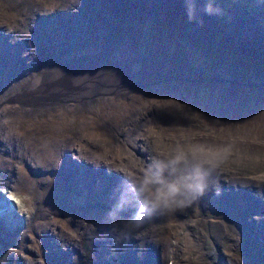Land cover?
Returning a JSON list of instances; mask_svg holds the SVG:
<instances>
[{"label":"bare ground","instance_id":"6f19581e","mask_svg":"<svg viewBox=\"0 0 264 264\" xmlns=\"http://www.w3.org/2000/svg\"><path fill=\"white\" fill-rule=\"evenodd\" d=\"M130 1L148 5L156 4L160 0ZM171 1L179 6L191 5L193 11L192 17L198 15V6L200 3H204L205 5L201 6V8H208L213 16L212 23L204 20L202 16L196 19L197 23L194 22L188 26L187 24L189 21H179L181 25L184 27L186 26L183 37L188 34L192 38H195L196 41L200 42V44L202 43L205 45L200 49L198 46H192L193 43H190L188 40L178 38L179 40L177 42H184L186 45L184 50V63H181V66H175L171 62L174 56L180 53V51H177L174 55L164 54L166 52L165 48L173 47L177 42L174 43V41L167 39L166 36L163 35L161 43L151 42L149 36L145 39L138 38V41L133 43V46L127 42L125 46L120 48V52L124 54V61H122L121 57L117 54L108 56L110 58L109 60L108 57L100 53V51L115 47V41L98 43L96 49H93L91 47L92 45H90L89 53H85L84 51L70 52L65 54L70 59L68 69L50 66L58 63L55 62L54 58L58 55L60 46L66 48L75 47L80 50L82 44L75 42L51 44L55 53H47L48 67L42 69L47 72L45 76L41 77L40 83L29 88L19 83L18 76L22 70L15 80H11L6 71L0 73V107L4 102L9 103L16 111L15 113H17V116L21 118V121H18L14 127L0 122V248L8 245L7 250L8 253L11 252V255L6 260L7 262H11V264H51L50 257L39 248L37 241L32 242V246L35 244L37 245L36 248L32 247L29 251V248L26 247L19 246V248H14L17 246V243L11 238V235L20 227L32 221V215L30 213L34 210L31 201L29 204H26L30 196L23 193L21 190V187L27 184L14 179L10 183L12 174L20 170L23 164H28L29 161L34 165L42 166L45 160L48 159V155L51 157L59 155L61 159L57 162V168H67L69 173L74 174V178L77 181L75 187L80 189L76 192L84 195V198L79 201V205L89 207V211L96 214V218L103 214L101 217L105 218L103 221L108 220L113 223L114 226L112 229H109V231L104 228L103 224L99 225V229L103 231L105 241H118L117 255L119 259H117L114 264H160L159 254L152 248L151 241H149L150 245L146 261H141L136 255H131L129 258L122 257L124 246L133 239H137L139 237V231L144 234L143 236L150 235L153 224L157 223H163L161 225L162 229L166 228L164 230L166 233L162 237V244L164 243V237H166V235L169 237L165 242V246H163L164 251L161 255V264H163V260L165 264H187L188 262L189 264H200V262L204 264H219L217 255L206 251L202 235L195 238L196 230L200 222H202V227L205 228L207 236L212 239L215 246L217 243L221 242L223 246L229 245L235 249L239 246L242 247L244 240L247 239L250 241V237L244 230H242V232L237 231L233 223H238L241 227L244 226V229L249 231L252 237H257L264 231V223L259 224L256 222L260 217L264 218V203L259 206V209L254 210L250 214L237 212L236 208L232 206V202L237 201L239 205L242 204L240 206L243 208L247 206L250 208L257 207L256 202L251 200L248 193L243 188L248 186L252 191L256 192L259 190L264 195V186L259 183V181L264 182V172L261 171V161L264 160V156L256 158L257 151L255 146L250 142L245 144L240 140L238 133H243V130L237 129L236 133L231 135V137H233L232 140H229L230 129L226 126V123H231V119L226 118L227 116L221 115L223 117L214 118L213 121H205V113H207V111L202 109V106H200V112L204 116V119L199 123L197 121L187 123L190 126H192L194 122L198 124L197 128L200 130V135L195 138L212 143H201V149H203V151L210 149L211 146L221 147L219 150L213 152L204 151L219 161L218 166L210 175L209 188L206 194L191 203L189 212L187 211V206L174 213L155 215L139 226L137 223L131 221L136 204L142 198L139 194V184L144 178L145 169L148 168L153 160H166L167 155L176 147L172 146V143L167 140V134L155 133L154 131H157L156 127H154L155 130H153V132L152 130H144L146 126L145 119L140 122H135L133 126V116L135 115L133 112L135 107L134 96L140 93L138 90L131 91L130 88L146 86L149 91H153L154 89L151 86H155L159 89L173 92V95L179 101V95H175V87H167L165 84L166 82H163L170 79L171 75L175 74V71L176 73L182 71V75L186 73L185 76L188 78H200L203 83H211L218 78L226 79L227 75L224 72L226 64L224 62H219L214 65L212 58L217 59L215 55L218 54L219 50H222V43L224 42L225 35V33L222 32L232 25L222 28L221 25L217 23V16L215 14L219 13L222 16H232V13L238 11V4H236V1L240 0ZM16 3L17 0H8V5L12 8L16 7ZM30 5H32V2ZM240 6L247 11V15L242 18L243 25L247 26V23L259 25V27L252 28L250 26L243 27L242 30L248 36L252 35L259 37V41H261V39L264 38V27L260 25L264 22L259 16H256V13L258 11L264 13V0L242 1ZM37 8L40 11L43 9L42 6H38ZM93 12L99 18H105L109 14V11H103L105 16L102 17L98 11ZM226 20L229 22L230 16H228ZM236 22L238 23V20H236ZM148 27L149 26L143 28L139 21H134L131 27L124 30L126 31L125 35L128 31L134 34L141 31L146 33ZM221 33V37L218 38ZM2 40L3 39H0V48L3 46ZM211 42V47H208L207 44ZM241 42L248 44L250 40L237 41L233 39L232 41L234 46L240 45ZM215 45L219 47L217 48ZM38 46H40L39 43ZM191 46L197 47L202 51V55L197 61L194 60V51ZM147 49L151 50L149 55L142 58L140 54L147 52ZM155 55H164L166 57L164 63H167V66L162 63L160 69L164 68V70L162 69L160 71L161 73H155L147 80V77L137 80L136 78L150 75L148 73L149 68L147 69L146 65ZM32 57L33 55L27 59L25 64L29 62ZM203 61L210 62L203 65ZM112 63H114V66L111 65ZM118 66H121V70L119 71L115 70ZM190 66L198 73L190 74ZM152 68L157 72L159 71L157 70V62L152 64ZM161 77L167 78L157 81V79H161ZM62 79L63 81L60 82L59 80ZM237 81L241 83L257 81L264 84V79L248 75L238 77ZM228 90L229 89H224L223 87L219 88V93L217 92L214 94L215 98L222 99L221 96H223L226 99L227 95L233 93L234 100L236 93H238L241 98L248 94L247 90H245L243 94L234 88H230L229 92ZM23 93L25 94L24 97L21 96ZM44 93H55L56 96L25 104L31 96L38 94L42 95ZM184 94L187 95L186 90ZM109 96H111L110 100L113 98L115 99V105L112 111L116 115H118L119 109L122 111L121 116L123 117V121L120 124L121 126L117 135L121 137L123 136L122 133H124L126 142L139 140L133 144L135 149H133L130 144H127L130 146V148L127 149L129 153L135 152V155L139 158H129L124 149L121 151H111L113 148L111 147L112 144L110 140L105 142H93L95 146L90 147L95 153L88 155L86 154L88 149H85L82 138L78 137L76 133L72 135L68 130L69 126L76 127L77 131L81 126H90L87 121L79 120V114L84 112L86 108L91 109L93 107V99L96 97L106 101L108 100L106 98ZM151 99L156 101L155 97ZM211 99H213V97ZM193 102L198 103V100L193 99ZM200 102H202L201 104H205V100H201ZM187 107L190 108L189 105ZM173 108L178 107L174 106ZM258 108L260 109L262 107ZM177 111L180 112L179 110ZM107 113L108 114L103 113V118L96 121L100 123L102 128L110 127L109 121L107 120L110 109ZM37 116H39V118L35 119ZM192 119L194 120V118ZM131 127H133V129L130 130ZM205 129H207L209 133H205ZM186 131H188V129ZM198 132L199 131H194L191 135H196ZM244 134L249 135V131L246 130ZM68 136H73L77 140L75 145L78 147L75 146V148L70 149L67 143L65 144L63 142ZM105 138V136H101L97 137L96 140H106ZM19 140L20 143L17 144ZM168 142L171 144L168 145ZM182 143L184 142H180L178 145L185 148L189 146L186 143ZM239 145L247 148L249 152H238L236 147ZM17 146H19L18 149ZM139 148H147L148 151H143ZM71 152L83 158L81 160L76 159L75 156L69 154ZM38 156H40V159ZM7 157H9L10 160ZM63 159L66 161L65 163H61ZM242 160L247 161L251 168L258 169L257 171H259V173L255 175V178H250L251 173L243 176L242 174L228 171L227 169L230 170V168L223 166V163L226 161L240 163ZM102 162H107L109 168L105 169L101 166ZM22 176L21 173L18 174L19 178ZM211 184L215 185L217 188L227 187L228 192L219 194ZM210 193L220 196L219 207L217 200L210 198ZM242 197H247L248 202L244 201ZM204 203H206V208L203 207ZM48 209L51 211V217L58 215L55 210L56 207L53 204L50 205ZM218 211H221V213ZM47 213L48 212L45 211V215H47ZM205 213H208L211 218H207ZM252 215L258 216L257 219H253ZM217 217L221 219V221H218ZM72 218L75 217L66 216L55 219L67 220ZM39 222L43 223L45 227L52 232L51 236L56 234L59 238L64 237L67 233H79L82 231L80 227L73 226L70 228V226L64 225V232H61V224L45 220H37L35 223ZM158 227L156 226L152 231L155 245L159 244L158 237H155V232ZM188 235L192 238L188 239ZM171 236L176 239V244L172 243V238L170 239ZM242 239H244L242 244H239V240ZM96 243H99V241H96ZM53 247H57V245L54 243ZM20 248L23 251L25 250L23 263L20 258L13 259V256ZM145 248L146 247L141 246V250ZM217 249L224 251L231 258L224 247ZM199 252H203V258L205 260L199 255Z\"/></svg>","mask_w":264,"mask_h":264},{"label":"rangeland","instance_id":"374dc122","mask_svg":"<svg viewBox=\"0 0 264 264\" xmlns=\"http://www.w3.org/2000/svg\"><path fill=\"white\" fill-rule=\"evenodd\" d=\"M242 1L249 0L236 1V4H238V11L232 13V16L225 15L227 17L230 16L233 20V25L222 32L225 33L222 50H219L218 54L215 55L217 59H213L214 65L219 62H224L226 64L224 72L227 78H219L211 83H203L200 78L193 79L191 77V79L188 80L176 79L167 81L165 83L167 87H175V95H179V101L173 95V92L159 89L155 86H151L154 89L153 91H149L146 86L131 87V91L138 90L140 93L134 96L135 107L133 112L136 116H133V126L135 122H140L145 119L146 126L144 130H152L153 132V130H155L154 127H156L157 131L154 132L167 134V140L172 143V146L177 147L180 142H184L189 146L196 145L201 148V143H212L195 138L200 135V130L197 128L198 124L194 122L192 126H190L187 122L197 121L199 123L204 119V116L200 112V106H202V109L207 111V113H205V121H213L214 118L223 117L221 115L227 116L226 118L231 119V123H226V126L230 129L229 140H232L233 137H231V135L236 133L237 129L243 130V133H238L240 140L245 144L250 142L255 146L257 151L256 158L264 156V84L257 81L249 83L237 81L238 77L245 75L264 79V38L259 41V37L252 35L248 36L242 30L243 27L248 26L251 28L259 27V25L252 23H247V26L243 25L242 17L247 15V11L240 6ZM31 2L33 6L30 5ZM203 5L205 4H199L198 15L192 17L193 11L191 5L179 6L174 4L171 0H160L156 4L148 5L130 0H17L15 8L8 5V0H0V39H3V46L0 48V73L6 71L8 77L11 80H15L22 70L18 76L19 83L26 86V88L36 86L40 83L41 77L45 76L47 72L42 70L48 67L47 53H55L51 44L56 43L75 42L82 44L80 50L75 47L66 48L60 46L58 55L54 58L55 62L58 63L50 67H63L64 69H68L70 65V59L65 54L77 51L89 53L90 45H92L91 47L93 49H96L98 43L115 41V47L100 51V53L106 57L117 54L121 57L122 61L125 59L123 58L124 54L120 52V48L125 46L127 42L133 46V43L137 42L138 38L145 39L149 36L151 42L161 43L162 36L165 35L167 39L174 41V43L179 40L178 38H182V40L186 39L190 43H194L196 39L188 34L183 37L186 26L184 27L181 25L179 21H189L187 24L188 26L194 22L197 23L196 19L200 16H202L204 20H209L211 13L209 10L202 11L200 8ZM38 6H42L43 9L41 11L38 10ZM93 11H98L102 17L105 16L103 11H109V14L105 18H99ZM258 16L264 20V13L260 12ZM221 18H223V16L218 14L217 20L221 21ZM236 20H238V23ZM134 21H139L143 28L149 26L148 31L146 33L141 31L137 34L128 31L125 35L126 31L124 30L131 27ZM222 33L218 38L221 37ZM233 39L237 41L248 39L250 43L246 44L245 42H241L240 45L234 46L232 43ZM38 43L40 46H38ZM211 45L212 42L207 44L208 47H211ZM185 47L186 45L184 42H177L175 46L165 48L166 52L164 54L174 55L177 51L185 50ZM215 47L218 48L219 46L215 45ZM150 51V49H147V52L140 54V56L142 58L148 56ZM31 55H33L32 59L25 64ZM164 64L167 66V63ZM192 73H196V71L193 70ZM146 77H148V75L136 79L140 80ZM221 87H227L225 89L229 90L230 88H234L241 94L247 90L248 94L245 93L246 96L241 98L239 94L236 93L234 100L233 93L227 95L226 99L221 95L222 99L215 98L214 94L217 92L219 93L220 90L218 91V89ZM185 90L187 95L184 94ZM152 97H155L156 101L151 99ZM212 97L213 99H211ZM110 98L111 96L106 98L108 100L104 101L96 97L93 99L92 110L86 108L85 111L82 112L84 114H79V120L87 121L90 126H81L78 131L76 127L69 126L68 130L72 135L76 133L78 137L82 138L85 149H88L86 153L88 155L95 153L90 147L95 146L93 142H105L110 140L112 144L111 147L113 148L111 151H121L124 149L129 158H139L135 155V152L130 154L127 150L130 148L127 144H130L131 147L135 149L133 144L139 140L126 142L124 133H122L123 136L121 137L117 135L121 126L120 124L123 121V117L121 116L122 111L119 109L118 115L112 111L115 105V99L113 98L110 100ZM193 99L198 100V103L193 102ZM201 100H205V104H201ZM188 105L190 108L187 107ZM174 106L178 108H173ZM258 107L262 108L259 109ZM109 109L110 114L107 120L109 121L110 127L102 128L100 123L96 121L103 118V113L108 114L107 112ZM15 112L16 111L9 103L4 102L0 107V122L14 127L18 121H21V118L18 117ZM38 118L39 116L35 117V119ZM192 118H194V120ZM131 129H133V127H131L130 130ZM187 129L188 131H186ZM206 130L207 129H205L204 132L209 133V131ZM246 130L249 131V135L244 134ZM194 131L199 132L196 135H191ZM101 136H105L106 140L97 141L96 138ZM20 140L17 144L20 143ZM76 141L77 140L73 136H68L63 140L70 149L75 148V146L78 147L75 145ZM78 141L82 142L81 140ZM171 143L168 142V145ZM18 147L19 146H17V149ZM220 148L219 146H211L210 149L204 151L213 152ZM139 149L148 151L147 148ZM236 150L238 152H249V150L242 145L237 146ZM69 154L75 156L76 159L81 160L83 158L72 152ZM38 157L40 159V156ZM7 158L9 159V157ZM60 159L61 157H59V155L52 157L48 155V159L45 160L42 166L34 165L29 161L28 164H23L20 170L12 174L10 183L14 179L27 184L26 186H22L21 190L23 193L30 196L26 204H29L31 201L34 208L30 213L32 215V221L20 227L11 235L13 241L17 243V246L14 248H19V246H21L29 248L30 251L32 247L36 248L37 246L36 244L32 246V242L37 241L39 248L50 257L51 264H114V262L119 259L117 255L118 241H105L103 231L99 229V225L103 224L104 228L109 231V229H112L114 226L113 223L108 220L103 221V219H105L101 218L103 214L96 218V214L89 211V207L79 205V201L84 198V195L76 192L80 189L75 187L77 181L74 178V174L69 173L67 168H57V162ZM65 162L64 159L61 160V163ZM261 162V171L264 172V160ZM101 166L105 169L109 168L107 162H102ZM223 166L230 168V170L227 169L228 171L239 173L243 176L251 173L250 178L252 179L259 173V171H257L258 169L251 168L245 160L240 161V163L226 161L223 163ZM20 173L23 175L21 178L18 177ZM259 183L264 186V182L259 181ZM211 186L214 187L219 194L228 192L227 187L217 188L213 184H211ZM243 189L248 193L251 200L256 202L257 207L250 208L247 206L243 208L240 206L242 204L239 205L237 201H233L232 206L236 208L237 212L250 214L254 210L259 209V206L264 203V195L259 190L256 192L252 191L248 186ZM209 196L217 200L219 207L220 196L211 193ZM242 198L244 201L248 202L247 197ZM52 204L56 207L55 210L58 214L54 217H51V211L48 209ZM203 207L206 208V203H204ZM187 208L189 212L191 204ZM45 211L48 212L47 215H45ZM218 212L221 213V211ZM66 216L75 218L67 220L55 219ZM205 216L211 218L208 213H205ZM252 217L253 219H257L258 216L252 215ZM37 220L53 221L61 224V232H64V225L70 226V228L77 226L82 228V231L79 233H67L64 237L59 238L56 234L51 236L52 232L46 228L43 223H35ZM218 221H221V219H218ZM256 222L259 224L264 223V218L260 217ZM162 224L163 223L153 224L150 235L143 236L144 234L139 231V237L133 239L124 246L122 257L129 258L131 255H136L141 261H146L150 245L149 241H151L152 248L159 254V263L161 264V255L164 251L163 246H165L166 240L169 239L168 235H166V237H164V243L162 244V237L166 233L164 232L166 228L162 229ZM233 224L236 226L237 231L242 232V230H244L246 234H249L250 241L247 239L239 240V244H242L243 240L244 244L237 249L229 245L223 246L221 242L217 243V248L224 247L231 258L224 251L216 248L212 239L207 236L205 228L202 227V222H200L196 230L195 238L202 235L206 251L217 255L219 264H264V231L261 232L259 236L252 237L249 231L244 229V226L241 227L238 223ZM156 226H159L155 232V237H158V245H155L152 234ZM171 238L172 243L176 244V239L172 236L170 239ZM191 238L192 237L188 235V239ZM96 241H99V243H96ZM54 243L57 247H53ZM141 246L146 248L141 250ZM7 247L8 245H5L0 248V264H11V262L6 261L11 255V252L8 253ZM24 252L25 250L23 251L21 248L18 249L13 259L20 258L23 263ZM199 255L203 258V252H199ZM163 264H165L164 260ZM187 264H189V262ZM200 264L204 263L200 262Z\"/></svg>","mask_w":264,"mask_h":264},{"label":"clouds","instance_id":"9594fccd","mask_svg":"<svg viewBox=\"0 0 264 264\" xmlns=\"http://www.w3.org/2000/svg\"><path fill=\"white\" fill-rule=\"evenodd\" d=\"M202 23V21H201ZM219 161L199 146H177L166 160H153L139 184L142 197L132 222L141 225L155 215L174 213L206 194Z\"/></svg>","mask_w":264,"mask_h":264},{"label":"water","instance_id":"95a60500","mask_svg":"<svg viewBox=\"0 0 264 264\" xmlns=\"http://www.w3.org/2000/svg\"><path fill=\"white\" fill-rule=\"evenodd\" d=\"M201 10L202 11H206V10H208V8H201ZM261 11H258L257 13H256V16H258V13H260ZM218 14L219 13H216L215 15L218 17ZM223 18H225V19H223ZM223 18H221V21H218L217 20V23L218 24H220L221 25V27L223 28V27H226V26H230V25H233V20L230 18V20H229V22H227L228 20H226V18H227V16H225V15H223ZM243 18V17H242ZM261 18V17H260ZM212 19H213V16L212 15H210V17H209V20H206V21H208V22H210V23H212ZM262 19V18H261ZM263 20V19H262ZM263 22H264V20H263ZM261 27H264V23L263 24H261L260 25ZM218 29V28H217ZM192 46H198L200 49H202V47L203 46H205V45H203L202 43L200 44V42H198V41H194V43H193V45ZM191 46V48L193 49V51H194V60L195 61H197L198 59H200V57H201V55H202V51L199 49V48H197V47H192ZM108 59L110 60V58L108 57ZM213 59L214 58H212V62H213ZM166 61V57L164 56V55H162V56H158V55H155L153 58H151L150 60H149V62L147 63V65H146V67H147V69L149 68V76L146 78V80L147 79H149V78H151L155 73H161L160 71L163 69L164 70V68H161L160 69V67H161V65H162V63H164ZM154 62H157V65H158V72L157 71H155V70H153V68H152V64H154ZM172 64L173 65H175V66H181V63H184V50L183 51H180V53H177L175 56H174V58L172 59ZM210 61H203L202 62V64L203 65H205V64H207V63H209ZM112 66H114V63H112L111 64ZM115 70H117V71H119V70H121V66H118L117 68H115ZM189 70H190V74L193 72V68H192V66H190L189 67ZM195 71V70H194ZM196 73H198V72H196ZM186 74V73H185ZM185 74L184 75H182V71H180V72H177L176 73V71H175V74H173V75H171V78L170 79H167V81H170V80H176V79H182V80H188V79H191L190 77L188 78L187 76H185ZM159 75V74H158ZM167 77H161V79H157V81H160V80H165ZM219 79V78H218ZM217 80V79H216ZM60 82H62L63 81V79L62 80H59ZM167 81H163V82H167ZM148 82H152V81H148ZM224 89L225 88H227V87H223ZM21 96H25V94L23 93ZM56 96V94L55 93H44V94H38V95H33V96H31L26 102H25V104H27V103H30V102H34V101H40V100H45V99H48L47 97H55Z\"/></svg>","mask_w":264,"mask_h":264}]
</instances>
